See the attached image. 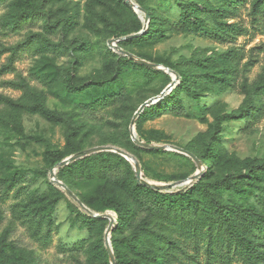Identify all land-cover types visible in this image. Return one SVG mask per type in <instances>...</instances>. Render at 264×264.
Instances as JSON below:
<instances>
[{
	"label": "rangeland",
	"instance_id": "374dc122",
	"mask_svg": "<svg viewBox=\"0 0 264 264\" xmlns=\"http://www.w3.org/2000/svg\"><path fill=\"white\" fill-rule=\"evenodd\" d=\"M16 1H0V264H264L251 218L264 214V172L250 168L264 160L263 4ZM181 2L199 8L195 25ZM26 13L39 18L14 23ZM151 25L161 35L141 38ZM58 152L75 158L51 166ZM137 168L143 185L191 198L167 208L134 187Z\"/></svg>",
	"mask_w": 264,
	"mask_h": 264
},
{
	"label": "trees",
	"instance_id": "16d2710c",
	"mask_svg": "<svg viewBox=\"0 0 264 264\" xmlns=\"http://www.w3.org/2000/svg\"><path fill=\"white\" fill-rule=\"evenodd\" d=\"M28 1L29 0H17L16 2H17L18 6H23ZM260 3H262L263 5L261 7H256L253 11V14H255V15L261 14L264 17V0H256L257 5ZM179 4H180L181 12L183 15V21L195 25L196 19L198 18L199 8L195 7L193 9H191L188 5L189 3H186V2H183V3L181 2ZM34 8H37L39 13H42L41 12L42 7L40 4H38L37 6H34ZM214 16H216V13L214 14ZM33 17L39 18V16H35L33 13L19 14L16 16V20L14 23L18 24L21 20L33 19ZM161 33H162V31L160 29L155 28V27H153V25H151L149 30L143 36H141V38L145 39V38L150 37V36H159V35H161ZM138 65L141 66L142 68H145V70H152L146 64L141 63ZM180 78L183 82H187L188 76L186 73L181 72ZM76 87L81 88L82 85H78ZM112 96L119 98L122 96V94H119V92H118V93H113ZM247 101H248L247 107L249 109H252L253 105H252L251 100L249 99ZM34 107H35V110L38 113H40L42 116H44L45 118H47L49 120H57V114L46 109L41 103H39V102L36 103ZM169 109L171 111L176 112V113H180L183 111L181 106L178 104L176 106H171ZM207 150L210 153L214 154V150L210 146L207 147ZM63 158L64 157H63V154L61 152H58L57 154L53 155L51 158V162H50L51 166L57 165L60 161L63 160ZM250 168L253 172H255V171L260 172V173L264 172V160H253L250 163ZM209 169H210V167H208V170ZM225 181L229 186H232L234 188L236 187L234 184H232V181L229 180V178L228 179L222 178L221 180H216L214 183L215 184H224ZM133 182H134V187H136L138 189L146 190L148 192H152L155 195L160 196L163 199L164 203L166 204L167 208L175 206L178 202H183V201L189 200L191 198L192 193H193V187H188V186H184L183 188H181L180 190H177V191L162 192V190L158 187L143 185L142 183H138L135 179L133 180ZM166 189H169V188H166ZM238 190H240V189H238ZM118 207H119L120 211L124 210V207L121 203L118 205ZM218 211H219L220 218L224 223L231 224L233 226L235 225L237 220L234 218V216L231 214V212L229 210H227L226 208L218 206ZM122 215L124 216L125 213H122ZM84 217H86V216H84ZM251 218H252L253 222H256L257 224L264 226V214L263 213L256 212L253 210V211H251ZM237 237H238L240 246H242L244 248L247 256L258 252L255 248V242L252 239L248 238L246 236V234H244L242 232V230L237 231ZM159 257H161V256H159ZM117 264H139V263H137L134 260L122 261V260L117 259Z\"/></svg>",
	"mask_w": 264,
	"mask_h": 264
},
{
	"label": "water",
	"instance_id": "95a60500",
	"mask_svg": "<svg viewBox=\"0 0 264 264\" xmlns=\"http://www.w3.org/2000/svg\"><path fill=\"white\" fill-rule=\"evenodd\" d=\"M126 2H127L128 4H130V5L133 6V4L130 2V0H126ZM136 7L139 8V9H141L139 6H136ZM145 19H146V20L148 19V14H147V13H145ZM142 63H143V64H146L147 66H150V65H151V64L146 63V62H142ZM171 86H172V84L169 85L168 88H170ZM164 93H165V91L162 92V94H164ZM154 99H155V98H151V99H149L148 101L144 102V104L140 107L139 111L135 114V116L138 115V113L143 109L144 106H146V105L152 103ZM92 151H95V148L85 150V151L83 152V154L85 155V154H88V153H90V152H92ZM74 158H75V156H73V157H71V158H69V159H64V160L60 161L58 164H60V165H65V164H67L69 161L73 160ZM136 180H137L138 183H143V182L140 180V170H139V168L136 169ZM58 184H59L60 186H62V187H65V184H63L62 182H58ZM147 185H149V184H147ZM149 186H151V185H149ZM152 187H158V188H159V186H152ZM165 187H168V186L166 185ZM112 224H113V222L111 221V222H110V225H112ZM107 248L109 249V246H107Z\"/></svg>",
	"mask_w": 264,
	"mask_h": 264
}]
</instances>
